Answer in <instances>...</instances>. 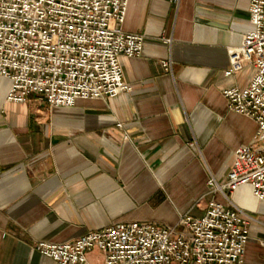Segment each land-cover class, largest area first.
Instances as JSON below:
<instances>
[{
  "label": "crops",
  "instance_id": "1",
  "mask_svg": "<svg viewBox=\"0 0 264 264\" xmlns=\"http://www.w3.org/2000/svg\"><path fill=\"white\" fill-rule=\"evenodd\" d=\"M250 1L128 0L121 28L143 35L142 52L120 55L130 89L112 97L11 101L0 75V264H59L35 243L118 221L174 225L210 198L225 203L206 180L223 181L233 149L256 131L221 93L254 74L252 65L223 74L252 28ZM231 199L252 217L241 264H264V200L248 184ZM86 258L104 264L97 248Z\"/></svg>",
  "mask_w": 264,
  "mask_h": 264
},
{
  "label": "built area",
  "instance_id": "2",
  "mask_svg": "<svg viewBox=\"0 0 264 264\" xmlns=\"http://www.w3.org/2000/svg\"><path fill=\"white\" fill-rule=\"evenodd\" d=\"M128 0H0V75L9 81L6 98L41 96L49 105L80 98L112 97L129 90L120 55L139 56L143 35L121 28ZM252 28L228 50L229 76L246 65L254 74L244 87L221 93L229 110L256 124L252 141L233 149L225 179L206 180L210 198L201 215L179 214L174 225L118 221L60 242L39 240L34 248L59 264H87L97 248L104 264H241L252 217L234 204L232 192L248 184L264 200V0L249 4ZM170 70V60L161 61Z\"/></svg>",
  "mask_w": 264,
  "mask_h": 264
}]
</instances>
